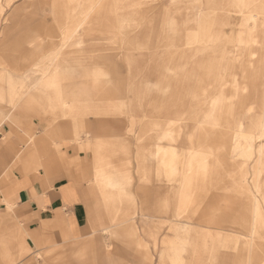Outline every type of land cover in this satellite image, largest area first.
Returning a JSON list of instances; mask_svg holds the SVG:
<instances>
[{
  "label": "rangeland",
  "instance_id": "obj_1",
  "mask_svg": "<svg viewBox=\"0 0 264 264\" xmlns=\"http://www.w3.org/2000/svg\"><path fill=\"white\" fill-rule=\"evenodd\" d=\"M85 1L97 7L82 17L78 7ZM9 31L14 43L38 35L42 48L26 47L14 66L3 51ZM2 70L26 84L46 70L65 77L76 93L88 91L74 106L69 98L52 99L56 109L41 98L47 112L38 114L25 99L0 98V146L10 150L11 140L17 145L33 135L40 141L38 166L63 146L85 165L81 235L43 241L24 232L28 247L12 254L14 263L172 264L164 252L170 243H162L172 236L170 223L159 217L174 204L181 172L155 159L144 167L142 154L156 136L159 152L172 147L169 160L187 158L190 173L212 177L202 213L216 221L219 197L233 202L225 226L237 233L222 246L209 241L213 257L201 264H235L252 232L264 242V0H0ZM76 121L83 123L78 138ZM98 140L114 142L113 164L129 170L132 202L119 206V215L127 214L118 218L131 217L139 243L125 239V225L117 233L109 227L92 162ZM2 222L17 225L14 217ZM209 225L216 230L219 223ZM80 243L89 247L78 258L73 250Z\"/></svg>",
  "mask_w": 264,
  "mask_h": 264
},
{
  "label": "crops",
  "instance_id": "obj_2",
  "mask_svg": "<svg viewBox=\"0 0 264 264\" xmlns=\"http://www.w3.org/2000/svg\"><path fill=\"white\" fill-rule=\"evenodd\" d=\"M96 5L93 7L90 1L81 3L78 7L79 16L87 17L92 14ZM79 24L81 25V22L77 25ZM12 29L15 30V28ZM14 35L16 33H12V31L5 35L3 51L10 52L6 54L5 59H13L15 66L18 59L22 58L26 47L40 50L43 44L36 37L38 35L26 37V40L14 43L12 40ZM19 76V74L15 77L9 76L3 70L1 71L0 98L9 99L12 102L25 99L28 104H35L33 109L37 114L47 112V109L40 103L41 98L48 99L49 104L52 99L62 102L65 100L64 103H66L68 100L66 98H69L73 105L74 99L78 95L88 94V91L76 93L70 85L63 84L61 80L65 77L58 73H48L45 70L31 84L20 82L18 78L22 77ZM37 86L39 89L35 90L34 88ZM63 94L65 99H63ZM57 106L59 105L50 104L52 109H56ZM76 109L78 108L76 107ZM80 125L83 129V123L76 121L74 125L77 138L80 134ZM85 129L88 135L92 133L89 125ZM7 139L10 140V137ZM21 140L24 141L25 146H19ZM157 141L156 136V140L152 142L153 147L142 154L144 167L147 166L145 160L155 159L161 168L168 167L173 173L181 172V179L177 180L178 186L173 185V188L177 189V193L173 197L174 204L172 207L168 205L165 217H159L169 221L172 234L170 238L162 240L165 247L168 246L167 242L170 243L169 248L164 247V252L167 251V257L171 259L172 264H201L204 257L208 259L213 257L209 241H217L218 245L222 246L237 233L234 228L225 226L227 210L233 208V202L229 201L227 196L219 197L216 208H214L218 216L216 221L202 213L201 209L212 177H198L194 173H190L191 165L187 158L169 160L166 152L172 147L166 145L165 153H161L158 151L161 145ZM39 142L34 140L33 135H29L27 139L19 138L17 145L11 140L10 144L13 147L10 150L7 149L9 145L2 143L0 146V254L3 256V261L7 260L1 264H16L11 258L12 254L21 252L28 247L25 237L22 235L24 232L29 233V240L57 239L67 242L78 238L84 230L87 208L84 203L85 190L79 182L80 172L82 167H85L81 154H72L71 149H66V146H63L61 149L51 150L50 152L53 154L38 166L36 161L39 157L37 149ZM96 143L92 162L95 167L96 182L101 188L103 204L111 220L109 227H112V233H115L118 226L125 225V239L139 243L141 240L134 231L131 217L127 215V217L118 218V216L122 217L127 214V212H123L122 215H119V206L124 201L132 202L128 188L131 181L129 170H120L113 164L112 156L116 147L114 142L108 141L103 144L101 140H98ZM106 146L107 148H105ZM179 163L182 165L178 168ZM13 217L17 219L15 223L17 225L2 222L4 219H13ZM203 221L208 224L204 225ZM215 222L219 223L216 230L206 229L210 228L209 223ZM15 226L24 231L16 229ZM250 228L253 231L252 226ZM250 236V241H247V251L240 259H236L235 264H262L264 262V242L255 238L253 232ZM157 242L156 236L155 245ZM88 247L89 245L80 243L73 250L74 254L80 258L86 253Z\"/></svg>",
  "mask_w": 264,
  "mask_h": 264
},
{
  "label": "bare ground",
  "instance_id": "obj_3",
  "mask_svg": "<svg viewBox=\"0 0 264 264\" xmlns=\"http://www.w3.org/2000/svg\"><path fill=\"white\" fill-rule=\"evenodd\" d=\"M241 144V143H240ZM248 144V143H247ZM249 145V144H248ZM236 146H237V144H236ZM250 147V146H249ZM239 149V148H238ZM260 152H261V150H259Z\"/></svg>",
  "mask_w": 264,
  "mask_h": 264
}]
</instances>
